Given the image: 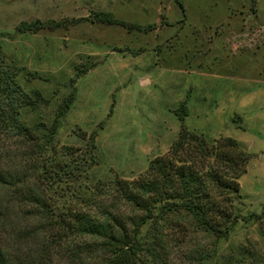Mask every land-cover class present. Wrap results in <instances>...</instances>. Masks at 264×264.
<instances>
[{
  "label": "rangeland",
  "instance_id": "rangeland-1",
  "mask_svg": "<svg viewBox=\"0 0 264 264\" xmlns=\"http://www.w3.org/2000/svg\"><path fill=\"white\" fill-rule=\"evenodd\" d=\"M94 12L133 28L92 22ZM34 20L69 22L17 30ZM0 51L22 90L47 101L19 108L20 123L38 140L69 96L51 144L83 153L82 132L96 134L94 162L77 181L83 195L144 174L177 138L179 114L208 142L234 140L250 155L238 179L236 224L216 239L184 215L168 217V263L264 264V0H0ZM11 155L0 157L2 169H12ZM70 184L62 178L46 188L51 207L72 205ZM11 197L0 188V249L17 264H71L72 243L52 242L42 253L41 241L54 231L27 232L41 222L25 217L33 210L28 202L5 203ZM93 261L84 253L77 260Z\"/></svg>",
  "mask_w": 264,
  "mask_h": 264
},
{
  "label": "trees",
  "instance_id": "trees-1",
  "mask_svg": "<svg viewBox=\"0 0 264 264\" xmlns=\"http://www.w3.org/2000/svg\"><path fill=\"white\" fill-rule=\"evenodd\" d=\"M91 19L133 28L108 12H94ZM68 22H21L17 30H54L67 27ZM16 76V67L0 51V157L11 150L13 159L12 169L0 165V188H8L12 195L5 203L28 202L32 206L25 217L37 218L41 225L27 232L34 231L35 235L40 229L54 231L49 239L45 237L46 242L41 241L42 253L50 251L52 242L59 246L64 239L72 243L71 264H78L83 253L89 260H96L94 264H169L164 240L168 217L184 215L195 229L216 239L225 238L236 224L233 206L239 199L238 179L246 172L250 155L234 140L208 142L189 131L183 124L184 115L179 114L177 138L164 155L150 162L144 174L132 181L116 178L99 183L83 195L77 181L94 162L96 134L82 132L87 141L83 153L74 147H64L61 152L51 144L58 118L72 101L69 96L58 107L45 138L38 140L30 128L20 123L19 108L47 101L37 91L25 93ZM62 178L73 185V203L58 210L49 205L46 188ZM3 214L0 211V218ZM0 264L17 263L0 249Z\"/></svg>",
  "mask_w": 264,
  "mask_h": 264
}]
</instances>
